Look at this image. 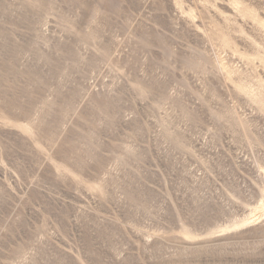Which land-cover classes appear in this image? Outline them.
Returning a JSON list of instances; mask_svg holds the SVG:
<instances>
[{"label":"rangeland","instance_id":"rangeland-1","mask_svg":"<svg viewBox=\"0 0 264 264\" xmlns=\"http://www.w3.org/2000/svg\"><path fill=\"white\" fill-rule=\"evenodd\" d=\"M263 201L264 0H0V264H264Z\"/></svg>","mask_w":264,"mask_h":264},{"label":"bare ground","instance_id":"bare-ground-1","mask_svg":"<svg viewBox=\"0 0 264 264\" xmlns=\"http://www.w3.org/2000/svg\"><path fill=\"white\" fill-rule=\"evenodd\" d=\"M264 202V201H263ZM261 210V209H260ZM263 212V211H262Z\"/></svg>","mask_w":264,"mask_h":264}]
</instances>
